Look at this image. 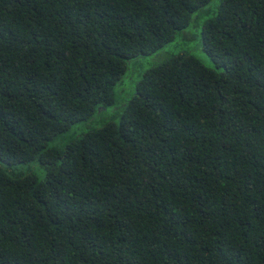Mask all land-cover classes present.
I'll use <instances>...</instances> for the list:
<instances>
[{
	"label": "trees",
	"instance_id": "16d2710c",
	"mask_svg": "<svg viewBox=\"0 0 264 264\" xmlns=\"http://www.w3.org/2000/svg\"><path fill=\"white\" fill-rule=\"evenodd\" d=\"M211 1L0 0V264H264V0ZM201 9L215 67L121 100ZM99 107L119 122L50 145Z\"/></svg>",
	"mask_w": 264,
	"mask_h": 264
},
{
	"label": "rangeland",
	"instance_id": "374dc122",
	"mask_svg": "<svg viewBox=\"0 0 264 264\" xmlns=\"http://www.w3.org/2000/svg\"><path fill=\"white\" fill-rule=\"evenodd\" d=\"M220 2L221 0H212L205 8H211V12L214 14L215 11H217ZM202 10L203 9L197 11L193 15L192 21L188 27L178 31L173 41L165 44L161 49L151 55L140 56L128 63L126 74L117 85V90L121 100L129 99L132 96L133 92L135 91L137 80L141 77L144 71L174 55L188 52L199 58L206 66L212 68L215 67L213 60L206 53L202 46L203 24L204 21L209 17L203 14ZM115 109L111 107L108 109L99 107L92 120L76 124L72 128V132L70 133L71 135H65L61 139L51 141L50 145L60 144L62 143L61 141H65L73 136H77L85 131H88L90 128L102 124L105 121L114 120L119 122V117L112 116V114L116 111ZM30 167L31 170L34 171L38 176V178L41 179L45 176L44 167L39 163V161H35L30 165Z\"/></svg>",
	"mask_w": 264,
	"mask_h": 264
}]
</instances>
